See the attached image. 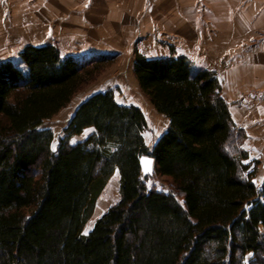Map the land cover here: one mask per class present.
Returning a JSON list of instances; mask_svg holds the SVG:
<instances>
[{"label":"trees","instance_id":"obj_1","mask_svg":"<svg viewBox=\"0 0 264 264\" xmlns=\"http://www.w3.org/2000/svg\"><path fill=\"white\" fill-rule=\"evenodd\" d=\"M117 56L27 44L0 62V264H228L203 255L209 239L229 257L238 248L264 253L257 163L246 162L245 133L217 73L186 55L135 53L141 90L169 119L152 148L144 110L107 88L77 105L53 151L45 123ZM144 155L168 190L147 185ZM117 171L120 199L86 233Z\"/></svg>","mask_w":264,"mask_h":264},{"label":"crops","instance_id":"obj_2","mask_svg":"<svg viewBox=\"0 0 264 264\" xmlns=\"http://www.w3.org/2000/svg\"><path fill=\"white\" fill-rule=\"evenodd\" d=\"M48 43L63 55L118 54L132 69L136 51L156 58L174 50L215 71L263 184L264 0H0V62Z\"/></svg>","mask_w":264,"mask_h":264},{"label":"rangeland","instance_id":"obj_3","mask_svg":"<svg viewBox=\"0 0 264 264\" xmlns=\"http://www.w3.org/2000/svg\"><path fill=\"white\" fill-rule=\"evenodd\" d=\"M17 57L15 59H17ZM0 60H3V57L0 56ZM118 60L119 56H117V59L113 63L107 65V67L99 74V76L94 81H90L89 83L84 84L81 89L75 94L72 101L67 107H65L60 111L59 114L45 123L47 127H51L54 130L55 139L53 141V146L55 147V149L58 145V139L63 134V129L72 116V113L75 111L77 105L80 104V102L88 95L98 91L101 88L114 89L117 98L122 102L125 101L127 103H135L141 105V108L146 113L148 119V128L145 132V137L150 148L154 146L156 141L163 134L166 128L165 117L155 110L149 98L141 90L138 81L135 79V74L133 73L134 70L132 69L131 65L132 62L130 61L128 66V64H121V62L118 63ZM87 132L88 131H86V133ZM81 136L83 137V135ZM75 139L79 138L75 137ZM150 175L151 177L147 180V185L149 187H155L160 190L169 189V181L167 177L154 174ZM119 199V175L114 174V176L111 177L107 186L100 195L97 201L95 213L87 223L85 232L87 233L89 230H91L95 221L104 212H106L109 207L116 204ZM201 248L203 255L212 261L225 260L228 264H264V253L261 250L257 252H243V250L238 248L235 251L234 255L232 257H229L227 255H224L219 250L218 243L214 239L204 240L202 242Z\"/></svg>","mask_w":264,"mask_h":264},{"label":"water","instance_id":"obj_4","mask_svg":"<svg viewBox=\"0 0 264 264\" xmlns=\"http://www.w3.org/2000/svg\"><path fill=\"white\" fill-rule=\"evenodd\" d=\"M148 161H151L149 163ZM157 161L154 157L149 156V155H144L141 158V165H142V170L144 174H152L155 169Z\"/></svg>","mask_w":264,"mask_h":264},{"label":"snow or ice","instance_id":"obj_5","mask_svg":"<svg viewBox=\"0 0 264 264\" xmlns=\"http://www.w3.org/2000/svg\"><path fill=\"white\" fill-rule=\"evenodd\" d=\"M53 151H55V147L53 146ZM149 163H151V161H148Z\"/></svg>","mask_w":264,"mask_h":264}]
</instances>
